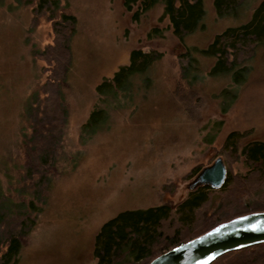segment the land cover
<instances>
[{
  "label": "rangeland",
  "instance_id": "1",
  "mask_svg": "<svg viewBox=\"0 0 264 264\" xmlns=\"http://www.w3.org/2000/svg\"><path fill=\"white\" fill-rule=\"evenodd\" d=\"M37 1L0 0V203L9 220H31L18 264H97L95 235L120 211L162 202L174 207L189 195L186 183L217 156L227 171L248 172L241 148L264 141V42L235 77L210 75L216 59L201 50L226 28L248 22L261 0H245L224 16L213 0H203L204 15L183 40L161 2L133 19L137 6L127 11L123 0H59L76 29L54 109L43 107L45 63L34 56L54 38L45 16L33 21ZM134 49L162 57L116 94L97 91L129 64ZM35 130L46 136L39 142L57 148L39 186L25 177L19 156ZM231 131L243 135L230 160L221 146ZM193 168L199 170L191 175ZM218 203L213 194L209 212Z\"/></svg>",
  "mask_w": 264,
  "mask_h": 264
},
{
  "label": "trees",
  "instance_id": "2",
  "mask_svg": "<svg viewBox=\"0 0 264 264\" xmlns=\"http://www.w3.org/2000/svg\"><path fill=\"white\" fill-rule=\"evenodd\" d=\"M32 0H28V2ZM245 0H213L218 16L236 13ZM158 2L163 4V16L168 17L169 27L179 40L192 33L204 15L203 0H123L127 11L133 5L136 10L132 18L137 19ZM59 0H38L33 7L36 21L45 16L51 21L53 42L35 58L45 63V82L41 86L43 107L54 109L59 106L60 87L65 85L71 59L70 40L76 29V18L61 11ZM264 42V0L254 9L250 20L237 27L226 28L215 35L203 50L215 57L210 75L242 73L243 63L249 59L256 47ZM162 53L134 49L129 64L120 66L109 79L97 86V91L107 87L117 93L129 77L144 72ZM187 61L183 62V76L187 74ZM242 133L231 131L221 146L228 159L239 155L238 142ZM46 137V136H45ZM35 130L24 137L20 144V160L28 179L39 186L49 176L57 157L53 144L38 141L46 139ZM55 143V142H54ZM240 153L249 167L245 175L227 171L226 181L219 189L200 187L174 207L167 203L151 205L145 209H125L102 223L95 235L93 255L97 264H147L162 252L188 241L207 230L232 218L251 212L264 211V199H258L264 186V141H251ZM199 168H193L191 175ZM213 194L219 195L218 205L209 212ZM10 203V201L8 202ZM12 203H10L11 205ZM0 203V264H18L22 246L31 228L30 218L9 220ZM209 264H264V243H259L224 253Z\"/></svg>",
  "mask_w": 264,
  "mask_h": 264
},
{
  "label": "water",
  "instance_id": "3",
  "mask_svg": "<svg viewBox=\"0 0 264 264\" xmlns=\"http://www.w3.org/2000/svg\"><path fill=\"white\" fill-rule=\"evenodd\" d=\"M227 177L221 156L203 166L189 182L187 192L200 187L219 189ZM264 243V211L237 216L172 247L147 264H209L226 252Z\"/></svg>",
  "mask_w": 264,
  "mask_h": 264
}]
</instances>
